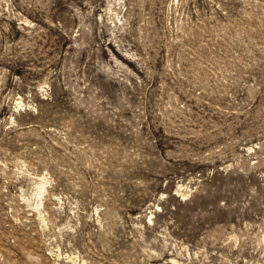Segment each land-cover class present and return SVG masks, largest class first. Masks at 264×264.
Here are the masks:
<instances>
[{"label":"rangeland","instance_id":"1","mask_svg":"<svg viewBox=\"0 0 264 264\" xmlns=\"http://www.w3.org/2000/svg\"><path fill=\"white\" fill-rule=\"evenodd\" d=\"M0 264H264V0H0Z\"/></svg>","mask_w":264,"mask_h":264}]
</instances>
